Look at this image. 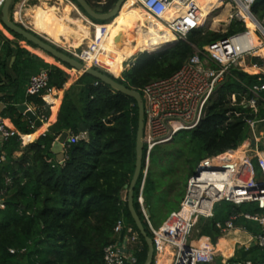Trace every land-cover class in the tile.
<instances>
[{
    "label": "trees",
    "instance_id": "obj_1",
    "mask_svg": "<svg viewBox=\"0 0 264 264\" xmlns=\"http://www.w3.org/2000/svg\"><path fill=\"white\" fill-rule=\"evenodd\" d=\"M72 1L89 17L75 0ZM112 1L109 0L97 11L109 10ZM251 11L260 20L263 19L264 0H256ZM0 23L4 31L7 30L6 33L26 41ZM161 26L166 28L162 23ZM244 27V23L238 22L231 24L226 33L206 31L201 34L200 31H193L186 39L178 40L172 48L164 51L160 50L171 45L175 36L157 43L134 40L129 45L134 51L122 59L117 69L124 68L133 56L141 54L131 67L122 72L121 77L112 75L117 77L114 78L117 82L141 93L142 86L148 81L176 71L194 52L192 45L202 48ZM58 49L73 56L61 47ZM124 55L125 50L118 58L117 65ZM12 56L15 59L10 64ZM42 68L47 69L49 84L56 94L68 81V74L20 47L0 31V92L5 103L2 115L9 117L22 133V139L14 134L0 143V153L5 156L0 164V199L4 205L0 207V264H102L104 247L115 240L114 226L118 219H123L137 230L127 207L125 189L135 168L137 103L133 97L83 73L64 91L57 118L48 127L52 136L41 134L31 121L16 110V105L25 100L34 104V111L45 122V127L54 119L60 99L54 102L48 121L53 102L48 101L46 93L40 91L24 97L29 77ZM77 72L80 74V71ZM259 77L258 74L232 68L218 87L216 96L209 101L200 123L188 131L184 141L175 150L164 146L152 150L142 190L150 216V198L158 191L156 182L162 180L168 185L186 177V184L202 159L236 148L251 136L249 120L255 121L256 127L262 130L259 135L264 134V95L260 93L254 96L250 91L253 85L259 83ZM251 97L256 99V110L242 103ZM81 132H86V136L74 139ZM62 133L66 134L64 156L58 159L51 146ZM258 149L264 157V146L260 145ZM155 154H158L160 162L157 168L153 164ZM178 163L182 165L183 176L175 171ZM251 163L259 174L261 167L258 159L254 157ZM143 169L144 153L142 169L134 187L133 203L146 231L152 236L137 200ZM162 190L161 193L164 192ZM182 194L181 189L177 197L174 196L177 201L164 202L165 207L170 209L163 221L180 204ZM257 211L259 209L255 203H216L212 217L198 219V246L211 247L222 234L216 226L217 222L223 223L232 214ZM234 226H241L253 235L259 232L257 224L242 216L234 220ZM142 242L143 251L140 254L143 255L137 264H143L146 258L147 246L143 238ZM10 248H14L15 252L11 253ZM247 260L263 261L264 252L257 245H251L237 249L236 255L224 263L220 257H216L212 262L203 264H245Z\"/></svg>",
    "mask_w": 264,
    "mask_h": 264
},
{
    "label": "built area",
    "instance_id": "obj_2",
    "mask_svg": "<svg viewBox=\"0 0 264 264\" xmlns=\"http://www.w3.org/2000/svg\"><path fill=\"white\" fill-rule=\"evenodd\" d=\"M4 1L0 0V10ZM108 1L93 0L92 2L102 7ZM221 1L222 6L212 9L201 23L203 8L197 0H136L137 6L160 21L175 35L177 41L186 39L193 31L203 30L202 34L209 31L211 24L207 30L203 27L211 22L215 13H219L218 10L221 11L220 13L225 12V16L217 21V23L225 22L222 33H226L233 23L241 22L245 25L244 29L202 48L192 45L194 52L176 71L169 76L152 79L141 88L144 111L142 136L144 169L137 200L152 233L154 248L152 264L212 262L213 245L211 247L195 245L190 241V233L199 218L213 216L214 206L220 201H228L236 205L243 203L257 205L259 211L232 214L223 223L217 222L216 226L224 233L233 229L234 220L239 216L254 222L259 226L254 242L264 252V157L256 152L235 154L238 146L202 159L199 162L202 167L187 180L179 208L172 211L157 227L152 224L142 195L152 150L159 145L172 142L180 131H190L198 126L209 101L216 96L218 87L232 68L260 75L259 83L253 85L250 91L254 96L260 93L264 95V53H259L264 48V18L260 20L251 11L256 0ZM248 22L253 23V28L249 27ZM98 23L103 28L104 23ZM92 25L95 26V22L92 21ZM95 46L96 43L91 44L90 50L93 51ZM72 55L83 61L81 52ZM92 67L98 66L92 65ZM247 68H254L255 71L250 72ZM40 91H44L46 96L55 95L54 87L49 84L48 71L44 68L29 77L25 88L26 95H34ZM232 99L234 100V95ZM242 103L256 110L254 97L243 100ZM248 122L254 132L256 122L251 120ZM85 133L75 135L74 139L85 137ZM14 134L19 135L15 129L7 127L0 120V143ZM244 141L250 142V138ZM256 150H259L257 146ZM254 157L258 159L261 167L259 174L251 163ZM4 159V154L0 153V164ZM3 206V201L0 199V207ZM184 208L189 213L187 221L171 227L164 226L173 214ZM114 236L115 240L103 249L102 264H137L138 255L143 251V242L138 230L120 218L115 223ZM9 250L11 253L15 252L14 248ZM168 253L170 258L166 262ZM245 264H264V260L256 262L247 260Z\"/></svg>",
    "mask_w": 264,
    "mask_h": 264
},
{
    "label": "rangeland",
    "instance_id": "obj_3",
    "mask_svg": "<svg viewBox=\"0 0 264 264\" xmlns=\"http://www.w3.org/2000/svg\"><path fill=\"white\" fill-rule=\"evenodd\" d=\"M70 1L73 2L72 0H15L13 2V4L11 5V7H12V9H11V18L14 19V21H17L18 23H21L22 25H24L25 27L29 28L30 30L35 31L39 35H41L44 38L48 39L49 41L53 42L58 47H61V48L65 49L66 51H69L71 54L80 53L81 52V54H82L81 57L83 58V61L91 64L90 66L96 65V66H98V68H101V69H103V70H105V71H107V72H109V73H111V74H113V75H115L117 77H121L122 72L125 69H128L129 67H131L141 53L136 54L127 63H125V67L124 68L120 67L119 69H117V66L119 67L120 64H121L122 59H125L126 57H128L129 56L128 55L129 52L134 51V50L131 49L130 46L125 47L120 52L118 57H113V54L111 53V54L103 57V59H101V57L104 56V55H102V52H101L102 48L100 47L99 43H96V46H95L94 50L92 51V50H90L89 47L85 48L84 45L75 44L70 38L67 37V35H66L67 31L66 30H60L59 31V30H56V29L52 28V26L50 24V22L52 21L51 17L58 10L59 4H62V3L63 4H67L73 10V12H72V15L74 14L73 17L70 15V17H68L65 20V22H64V24L66 26H74L77 23L76 17L79 16L80 13L84 14L79 9V7L73 2L75 4V6H77L76 8L78 10L74 9L75 7H73V5H72V3ZM88 1L92 4V7H94V9H96V10H101L102 9L101 6L96 5L95 3H93L92 2L93 0H88ZM117 1L118 0H116V1L114 0V1L110 2L111 4H109V6H108L109 10L112 9L115 6ZM127 2H133V1L127 0V1H125L123 3V5L125 3H127ZM212 2H213L212 3L213 5H212V7L210 6L211 7L210 11L213 8L220 6V2H215V1H212ZM123 5H122V7H123ZM122 7H121V10H120V13L123 10ZM17 8L18 9L19 8L23 9V11H21L22 16L19 19H16L15 14H14L17 11ZM218 12L219 13H215V15H214L215 19L212 17L211 18V22H209V24H207L205 27H203L204 30H207V28L211 26V29L209 31H214V32H219V33L223 32L222 29H224L225 22L217 23V21H219V19L221 17L223 18L225 16V14H224L225 12L222 11V13H220L221 12L220 10H218ZM216 16L218 18H216ZM257 17L260 18L259 16H257ZM94 20L95 21H99V20H96V19H94ZM84 22H85V20H84ZM219 24H221V25L218 27L217 25H219ZM1 29L4 31V28L0 26V30ZM202 31H200V33ZM4 32L6 33V31H4ZM7 34L10 35V33H7ZM106 35H107V38L104 39L105 43L102 42L101 46H104L105 48H108V46H110V42L108 41V39L110 38V34L106 33ZM6 37H8V36H6ZM8 38L11 39L12 41L18 42L19 45L22 46V47L25 46L23 41L15 38L14 36L8 37ZM134 40H137V39H135L134 35H131V42L134 41ZM162 40H165V39H162ZM162 40L160 39V41H162ZM24 48L26 50H28L30 53L35 54L34 51H31V50L27 49L26 46ZM124 50H125V55L119 60V64L117 65V60H118V58H120V56L122 55ZM96 52H98V53H96ZM157 52H159V51H157ZM43 60L45 62H47V63H50L49 61H47L45 59H43ZM54 63H58V65H62L61 63L57 62L56 60H54ZM50 64H53V63H50ZM53 65H56V64H53ZM58 65H56V66H58ZM58 67L63 69V71H65L68 74V80L72 79L71 81H75L81 75V72H80V74L78 72L76 74H72L70 72V70H75L73 68H68L66 66L65 67L58 66ZM64 68H66V69H64ZM63 88H64V86H63ZM54 96H56V94ZM54 102L55 101H53L52 107H50L51 114L53 113ZM57 108H58V106H57ZM51 114H50V116H51ZM50 116H49V118L47 117L48 121L50 120ZM261 131L262 130L260 128L256 127L254 132L251 130L252 134L249 137L250 139L253 138L256 141V145L258 144L257 145V149H258V146H260V145L264 146V134L259 135ZM187 134H188V131H180L175 136V138H174V140L172 142H170L168 144H164V145H159L155 149H158V148H161L162 146H164V147H168L169 149L175 150L176 147L179 146L184 141L185 136ZM84 136H86V133H85ZM23 143H24V140H23ZM240 146H242L241 149H242V151L244 150L245 153L252 154L256 150V146L255 145L252 146L251 143L247 142V141H243ZM156 152L157 151H155V153ZM262 152H264V150ZM157 155L158 154H155V160L153 162V164L155 165L156 168L159 166V163H160L159 162V158H158ZM195 166H196V164H195ZM181 167H182V165L178 163V165L175 167V171H177L179 174H181L183 176L184 172H182L183 170L181 169ZM158 174L159 173H157L156 175L158 176ZM185 178L182 181L178 178V179H176L175 181L171 182L168 185H166V182L162 181V180H159L158 183L156 182V189L158 191H156L155 194L152 195L151 198H150V213H151L150 219H151L152 224L154 225V227H157L163 221V219L165 218L168 210L170 209L168 206L165 207V204H164L165 201H168V200L177 201V198H176L177 195L176 194L179 191H181V189H182V193L183 194L181 195L182 197H180L179 200L180 201L182 200L184 192H185L186 184H187V182L185 184ZM162 188H163V190H162ZM160 189L162 191H164V192L161 193ZM175 195H176V197H174ZM174 208H175V210H177L179 208V205H176ZM171 218H172L171 220L168 219L171 222L177 220V218H175V215L172 216ZM199 230H200V226H199L198 223H196L194 225V227L192 228V231L190 233V241L193 242L195 245H198L197 242H198V239H199V237H198ZM142 255L143 254H140L138 256V262L140 261V257H142Z\"/></svg>",
    "mask_w": 264,
    "mask_h": 264
},
{
    "label": "water",
    "instance_id": "obj_4",
    "mask_svg": "<svg viewBox=\"0 0 264 264\" xmlns=\"http://www.w3.org/2000/svg\"><path fill=\"white\" fill-rule=\"evenodd\" d=\"M12 1L13 0H5L0 10V21L3 23V25L6 26V28L20 35L26 41L33 43L38 48L42 49L47 54L51 55L54 59H58L60 62H64L68 64L71 68L81 71V74L83 73L89 74L94 78L100 80L101 82L109 85L113 89L125 95H129L135 99L138 108L135 168L130 183L125 185V189L127 190L128 210L130 212V215L133 219V222L139 234L142 236L147 246L146 258L143 264H152L153 250H154L152 237L146 231L143 221L140 218L138 212L136 211L133 203L134 187L142 169V159H143L142 136H143V126H144V111H143L141 94L136 89L127 87L124 84L117 82L114 79L117 77H114L112 74L108 73L107 71L98 67L86 66V64L80 59L70 56L67 53L58 49V46L53 42L39 35L35 31L30 30L21 23L14 21V19H12L10 16V7ZM75 1L89 17H92L93 19L99 21H110L113 17L117 15L122 3L124 2V0H118L112 9L105 12H100L95 10L94 7H92V5L87 0H75ZM176 42L177 40L171 46H168L162 49L161 51L172 48ZM16 110L22 115H24L29 121H31L35 128H38L39 126L42 125L41 119L36 115L35 111L32 108H30L27 103L23 102L17 104ZM43 134L52 136V134L48 131V129L45 130ZM65 137L66 134L62 133L59 137L54 139L51 146V151L56 154L58 159H62L64 156L63 143ZM255 142L256 141L253 138L250 139V143L252 146L255 144ZM201 167L202 166L198 164L193 173L196 174L197 170L200 169ZM147 212L149 213L148 210Z\"/></svg>",
    "mask_w": 264,
    "mask_h": 264
},
{
    "label": "bare ground",
    "instance_id": "obj_5",
    "mask_svg": "<svg viewBox=\"0 0 264 264\" xmlns=\"http://www.w3.org/2000/svg\"><path fill=\"white\" fill-rule=\"evenodd\" d=\"M129 1H133V2H128L124 5L122 4L123 7L122 5L121 7L123 10L121 11V13H120L121 10L120 7L117 15L113 17L110 21H108V23L106 24L104 23L103 28L99 23H95V26H93L92 21L87 16L81 13L79 16L76 17L77 23L74 26H66L64 24L65 20L68 17H70V15L73 17L74 14L72 15L73 12L72 8L69 5L63 3L59 4L58 10L51 17L52 21L50 22V24L53 29L59 31L66 30L67 37L70 38L77 45H84L85 48H88L93 43H99L100 47L102 48V55H104L101 57V59H103V57L111 53L113 54V57H118L120 52L126 46L131 44V35H134L135 39L144 43H157L160 41V39L161 40L168 39L171 38L172 35L175 36L167 28H162L160 21L153 18L145 11H143L139 6H137L136 0H129ZM219 2H220L219 7H221L222 1L219 0ZM71 3L73 7H75L74 9H77L76 8L77 6H75L73 2ZM197 3L201 6V8H203L202 20H201L202 23L204 21V18L209 13H211L212 10L210 11V8L212 7L213 2L207 0H197ZM219 7H215V8H219ZM21 11H23L22 8L21 9L17 8V11L14 13L16 19H19L22 16ZM83 19L85 20V22ZM248 23H249V27L253 28V23L251 22ZM106 33L110 34V38H109L110 40L108 39V41L110 42V46H108V48L101 46L102 42L105 43L104 39L107 38ZM96 38H98L97 41ZM175 41H176V37H175ZM155 52H147V53L153 54ZM259 53L263 54L264 48L261 49ZM86 66H90V65L86 64ZM247 69L250 72L255 71L254 68H247ZM64 85H66V83ZM61 95H62V90L59 92L58 96L56 97L54 96V98L51 96H47V99L49 102H53V101L56 102L60 99ZM37 129L41 132L45 129V126L42 124ZM241 148L242 146H239L234 153L238 155H242L243 153ZM188 217H189V213L184 208L179 211V217L177 218L176 221L172 223H168L164 226H168V227L175 226L179 222L187 221Z\"/></svg>",
    "mask_w": 264,
    "mask_h": 264
},
{
    "label": "crops",
    "instance_id": "obj_6",
    "mask_svg": "<svg viewBox=\"0 0 264 264\" xmlns=\"http://www.w3.org/2000/svg\"><path fill=\"white\" fill-rule=\"evenodd\" d=\"M0 26L1 27H3L2 26V24H0ZM4 28V27H3ZM5 29V28H4ZM2 30V29H1ZM0 30V31H1ZM7 31V30H6ZM2 32V34L4 33L6 36H8V37H12L13 35L12 34H7V33H5L3 30L1 31ZM3 34V35H4ZM4 35V36H5ZM5 36V37H6ZM7 37V38H8ZM9 39V38H8ZM9 40H11V39H9ZM20 40V39H19ZM12 41V40H11ZM21 41H23L24 42V44H25V46H26V48L27 49H29V50H31V51H34V53H35V55H37V56H39V57H41V58H43V59H45V60H47V61H49L50 63H53V64H55L54 63V58H51V57H49L48 55H46L43 51H41L40 49H37V48H34V47H32L31 45H29L26 41H24V40H21ZM13 42H16V41H13ZM17 44L19 45V43L17 42ZM130 45V44H129ZM128 45V46H129ZM20 46V45H19ZM24 46V47H25ZM20 47H22V46H20ZM24 47H22V48H24ZM127 47V46H126ZM101 52H102V50H101ZM14 59H15V57L14 56H12L11 57V59H10V64H12L13 63V61H14ZM56 65H58V63H56ZM58 66H61V67H65V66H63V65H58ZM64 69H66V68H64ZM78 71V70H77ZM77 71H70L72 74H76L77 73ZM74 72V73H73ZM75 76V75H74ZM73 76V77H74ZM68 80V79H67ZM72 79H69L67 82H66V85H64V88H62L61 90L63 91L62 92V95H61V97H60V101H59V105H58V108H57V110H56V112L54 113V119L50 122V123H48L47 124V126L45 127V129L44 130H47L48 129V127H49V125H51L52 123H54L55 122V120H56V118H57V113H58V110H59V106H60V104H61V101H62V97H63V93H64V91L74 82V81H71ZM26 85H27V82H26ZM60 90V91H61ZM60 91H57L56 92V96H58L59 95V92ZM3 95V93H1L0 92V120L7 126V127H9V128H12V129H15L18 133H19V136L21 137V135L20 134H22L21 132H19L17 129H16V127L14 126V124L12 123V121H11V119L9 118V117H5V116H3L2 115V110H3V108L5 107V103L3 102V100L1 99V96ZM26 96V93L24 92V97ZM55 96V97H56ZM53 98H54V95L52 96ZM23 102H25V103H27L28 105H29V107L30 108H32L33 110H35V106H34V104H32V103H28L26 100L25 101H23ZM22 102V103H23ZM51 107V106H50ZM50 114H51V112H50ZM50 114H49V116H50ZM49 116H48V118H49ZM47 118V119H48ZM47 121V120H46ZM7 122V123H6ZM43 123H45V122H42V124ZM37 129V128H36ZM35 129V130H36ZM44 130L43 131H41V134H43L44 133ZM40 134V135H41ZM39 136V135H38ZM21 139H22V137H21ZM24 140V139H23ZM30 140V139H29ZM26 142H24V144H25ZM255 146H257L256 145V142H255V144H254ZM253 145V146H254ZM252 148V147H251ZM253 149V148H252ZM255 150V149H254ZM254 152V151H253ZM255 152L258 154V155H260V153H259V151H257V150H255ZM242 153L243 154H245V151L243 150L242 151ZM179 217V212L175 215V218H178ZM174 218V217H173ZM170 220L172 219V218H169ZM170 220H168L166 223H165V225L166 224H168V223H172ZM174 222V221H173ZM254 238H255V235H253V234H251V233H249V232H247L246 230H244V228L243 227H241V226H234L233 227V229H229L228 231H226V232H224V233H222L219 237H217L216 238V241L214 242V244H213V247H214V252H213V254H214V258H216V257H220V259H221V261L224 263V262H226L229 258H231V257H234L235 255H236V250L237 249H239V248H242V247H244V248H248L249 246H251V245H255V242H254ZM169 254V257L168 258H166V262H168L169 261V258H170V253H168Z\"/></svg>",
    "mask_w": 264,
    "mask_h": 264
}]
</instances>
